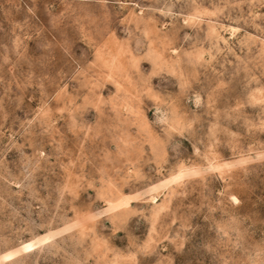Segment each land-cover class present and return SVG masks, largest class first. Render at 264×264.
<instances>
[{"label": "rangeland", "instance_id": "rangeland-1", "mask_svg": "<svg viewBox=\"0 0 264 264\" xmlns=\"http://www.w3.org/2000/svg\"><path fill=\"white\" fill-rule=\"evenodd\" d=\"M0 264H264V0H0Z\"/></svg>", "mask_w": 264, "mask_h": 264}, {"label": "bare ground", "instance_id": "bare-ground-1", "mask_svg": "<svg viewBox=\"0 0 264 264\" xmlns=\"http://www.w3.org/2000/svg\"><path fill=\"white\" fill-rule=\"evenodd\" d=\"M23 251H25V250H23ZM20 252H21V251H20ZM12 256H13V255H12ZM12 256H11V257H12ZM8 258H10V257H8Z\"/></svg>", "mask_w": 264, "mask_h": 264}]
</instances>
